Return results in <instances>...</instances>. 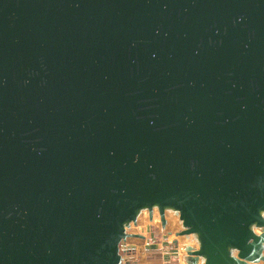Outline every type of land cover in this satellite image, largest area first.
I'll use <instances>...</instances> for the list:
<instances>
[{
    "label": "water",
    "instance_id": "water-1",
    "mask_svg": "<svg viewBox=\"0 0 264 264\" xmlns=\"http://www.w3.org/2000/svg\"><path fill=\"white\" fill-rule=\"evenodd\" d=\"M153 203L252 252L264 0H0V261L110 264Z\"/></svg>",
    "mask_w": 264,
    "mask_h": 264
},
{
    "label": "clouds",
    "instance_id": "clouds-1",
    "mask_svg": "<svg viewBox=\"0 0 264 264\" xmlns=\"http://www.w3.org/2000/svg\"><path fill=\"white\" fill-rule=\"evenodd\" d=\"M244 21L245 17L241 15L235 17L233 23L242 24ZM137 162L138 154L133 160V163ZM257 213V220L246 226L251 234L246 243L252 252L243 255V248L229 245L226 249L228 264H264V208L258 209ZM99 215L98 212L97 218ZM109 244L115 250L110 264H212L207 255L201 254V235L184 218L183 210L162 207L159 203L139 207L132 218L122 223L121 231Z\"/></svg>",
    "mask_w": 264,
    "mask_h": 264
}]
</instances>
